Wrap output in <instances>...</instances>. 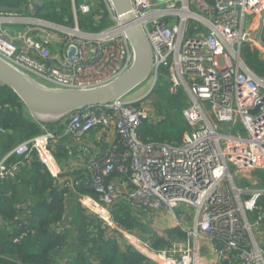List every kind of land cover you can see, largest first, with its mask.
<instances>
[{
    "label": "built area",
    "instance_id": "1",
    "mask_svg": "<svg viewBox=\"0 0 264 264\" xmlns=\"http://www.w3.org/2000/svg\"><path fill=\"white\" fill-rule=\"evenodd\" d=\"M101 1L115 24L95 33L78 26L95 0H71L73 28L61 25L63 31L25 17H18V28L0 24V58L51 89H91L118 79L134 54L110 0ZM130 1L153 52L149 88L74 110L54 126L37 122L38 133L0 151V184L16 182L36 161L67 190L65 197L76 195L92 256L101 241L114 240L139 254L141 264H264V78L242 59L249 46L264 61V0ZM71 44L76 53L69 59ZM161 82L187 99L177 142L139 136L143 123L163 119L149 99ZM94 129L98 145L111 134L114 141L78 175L62 176L54 140L71 138L75 147L66 151L86 154L83 139ZM117 204L142 224L172 222L182 236L156 247L119 223ZM55 230L64 232L58 224Z\"/></svg>",
    "mask_w": 264,
    "mask_h": 264
},
{
    "label": "trees",
    "instance_id": "2",
    "mask_svg": "<svg viewBox=\"0 0 264 264\" xmlns=\"http://www.w3.org/2000/svg\"><path fill=\"white\" fill-rule=\"evenodd\" d=\"M8 1L11 0H0V3ZM95 1L92 13L79 18L78 26L82 31L99 32L113 23L112 20L108 21L109 14L103 2L101 1L99 4L100 0ZM21 2L22 0H12V6L17 7ZM38 17L58 24H72L70 1L63 0L59 10L55 7L46 8L44 13H39ZM60 46L61 44H59ZM243 55H245V62L249 68L255 74L264 78V61L259 59L257 53L250 54L247 50L243 51ZM164 108L165 106L159 105V113H162L163 119L156 125L142 124L139 130V136L142 140L151 138L162 141L179 137L178 134L174 135L170 132L169 129L176 128V124H174L169 110L163 111ZM169 119L170 122H168ZM45 124L54 126L56 123ZM0 126L5 131L0 134V151L2 152L7 151L18 141L27 139L40 130L39 124L29 115L23 102L12 89L2 84V82H0ZM28 170L27 173H24L25 175H23L21 181L18 180L21 177L19 176L17 182L9 180L0 184V218L9 222L8 229L0 225V264H17L4 258L2 256L4 253L16 257L21 262L19 264H60L61 259L58 252L64 244L66 245L67 236L64 232H57L55 226L60 219L62 201L67 190L65 188L59 189L52 184L50 175L36 161L31 164ZM22 190L28 191L29 197L32 198L31 203L25 209L17 206ZM80 190L85 192L81 187ZM14 195H16L17 200L14 199ZM115 206L114 213L119 223L126 229L137 230V226L142 223L131 216L124 205L117 204ZM21 217H24L23 220H21ZM85 224L83 218L79 228V238L82 246H85L84 244L87 242L83 230ZM23 234V238L15 241ZM179 235L182 234L179 233ZM162 242L161 239H158L157 244H162ZM102 243L106 244V241ZM109 244L115 245L111 242ZM157 244L155 242L156 247L162 246ZM103 255L102 264H116L117 260L114 256ZM141 259L139 254L128 249L127 253H123L121 256L119 263L141 264ZM63 264H92V262L86 261L84 253H79L74 259Z\"/></svg>",
    "mask_w": 264,
    "mask_h": 264
},
{
    "label": "water",
    "instance_id": "3",
    "mask_svg": "<svg viewBox=\"0 0 264 264\" xmlns=\"http://www.w3.org/2000/svg\"><path fill=\"white\" fill-rule=\"evenodd\" d=\"M110 2L116 16L117 29L127 38L134 54L131 67L118 79L91 89H51L37 84L0 58V82L12 89L35 121L57 123L74 110L111 103L125 97L148 79L153 64V52L143 27L133 12L131 1L110 0ZM30 21L58 31L64 29L60 24L47 20L31 18ZM101 34L103 33L95 35ZM102 44L105 45L106 42ZM75 53V45H69L67 57L71 59ZM256 110H250V113H255ZM222 264H228V262L224 261Z\"/></svg>",
    "mask_w": 264,
    "mask_h": 264
},
{
    "label": "crops",
    "instance_id": "4",
    "mask_svg": "<svg viewBox=\"0 0 264 264\" xmlns=\"http://www.w3.org/2000/svg\"><path fill=\"white\" fill-rule=\"evenodd\" d=\"M63 0H22L21 4L18 5L17 7H13L12 5H8V2H4L7 4H3V2L0 5V24L6 26V27H11V28H18L21 25V21L18 19H5L1 15H15V10L19 8H23L24 13H21L19 15H25L26 12H29L30 9L33 10L32 17H35L36 19H43L41 17H38L39 13L44 12L46 8H51L54 7L57 10H59V7L61 6ZM66 1V0H65ZM70 4H71V0ZM10 4V1H9ZM6 7L8 9H6ZM14 9V10H12ZM18 15V16H19ZM16 16V15H15ZM71 16L72 15V7H71ZM44 20V19H43ZM98 135V130L94 129L92 130L84 139H83V144L87 146V152H75L74 150L72 152L66 151L65 147L66 146H74L75 144L73 143V140L66 139L64 137H60L54 140L55 142V156L58 159L60 165L62 166L63 172L62 176H75L80 173L82 170V167L86 163V160L93 156L94 154H97L98 152L100 153L103 151L109 144V142L114 141V135L111 134L108 139V143L103 145L96 142V138ZM72 147V148H74ZM98 151V152H97ZM29 171V170H27ZM27 171H23L20 174V180L23 178L24 173H27ZM46 172V171H45ZM51 177V176H50ZM52 178V177H51ZM17 180V181H18ZM16 181V182H17ZM19 181V184H20ZM52 184L57 185L56 180L52 178ZM14 199L17 200L16 195H14ZM32 201V198L29 197V192L25 190H22L21 194L19 195V201L17 202V206L19 208H26ZM23 216V215H22ZM24 218V217H23ZM84 215L81 207L79 206V203L77 201V197L75 194L71 193L68 191L67 196L64 198L62 201V211L60 214V219L58 221V225L63 229L67 236V243L59 250L58 256L60 257L61 261H59L60 264H63L67 261H71L74 259L77 254L79 253H84L85 254V259L87 262H92V264H102L103 262V254H109L112 255L116 258L117 262L116 264H120L119 260L123 253H127V248L123 244L122 241H119L118 243L114 240L110 241H102L97 248L96 253H87L84 248V246L81 245V241L79 238V228L81 225V222L83 221ZM0 225L8 229L9 227V222L5 221V219L0 218ZM56 228V226H55ZM180 233V232H178ZM143 235V234H142ZM182 236V235H181ZM113 243L115 245H111L109 243ZM101 247V248H100ZM20 262V261H19ZM21 263V262H20Z\"/></svg>",
    "mask_w": 264,
    "mask_h": 264
},
{
    "label": "rangeland",
    "instance_id": "5",
    "mask_svg": "<svg viewBox=\"0 0 264 264\" xmlns=\"http://www.w3.org/2000/svg\"><path fill=\"white\" fill-rule=\"evenodd\" d=\"M13 1H17V0H13ZM76 2H80V0H76ZM98 3L100 4L101 0ZM3 4H7V3H3ZM22 4L20 3V5H22ZM0 5H1V3H0ZM9 5H12V0L10 1V4L8 1L7 6H9ZM55 6H57V5H55ZM6 9H8V8L6 7ZM12 10H14V9H12ZM21 13H24L23 8L16 9L14 14L17 17L35 18V17H32V14L34 13L32 9H30L29 12H26L25 15H19ZM41 13H44V12H41ZM1 16H12V15H1ZM109 20L111 21L110 16H109L108 21ZM78 21H79V19H78ZM26 22H28V21H26ZM53 23H55V22H53ZM28 24H30V22H28ZM55 24H58V23H55ZM108 24H110V23H108ZM114 24L115 23H112L111 26L113 27ZM60 25H63V24H60ZM64 26L73 28V23L72 24H65ZM100 31H102V30H100ZM83 32H86V31H83ZM247 50H248V53H250V54L255 52L249 46H246L243 48V51H247ZM243 51H242V59L245 62L246 59H245V55H243ZM54 55H56L55 51H54ZM148 88H149V81L147 80L142 85H140L138 88H136L131 93H129L126 97H128V96L132 97V96H135L138 94H142ZM170 95L171 94L169 91V87L164 82L158 83V85L156 87H154V89H152L150 91V94H149V99L152 102L153 106H155V108H157L158 112H159V105L165 106L163 111L169 110V113L172 115V120H173L174 124H176V128L169 129V130L172 134H174V135L178 134L177 136H179V137L174 138L173 140L164 139V140L158 141V142H177L181 139V137L185 131V122H184V119L182 117L181 111H182V108L187 104V99L182 92H180L175 97H173V96L169 97ZM170 121L171 120L169 119L168 122H170ZM168 122L166 123L167 125H168ZM154 141H157V140H154ZM18 142H20V141H18ZM137 228H138L137 230H134L135 232L142 233L143 236H146V237H148V236L151 237L152 240H155L156 244L158 242V239H161L163 242H162V244H157L159 246L160 245L164 246V245H168V244L172 243L176 239V237H178L177 233L179 231V229L177 228V226L174 223L170 222V223L164 225L161 222H159L158 220H156L155 222L150 221L147 224H140V226H137ZM2 256L6 259L11 260V261L19 262V260H17L16 257L14 258L13 256L8 255L7 253H4Z\"/></svg>",
    "mask_w": 264,
    "mask_h": 264
},
{
    "label": "clouds",
    "instance_id": "6",
    "mask_svg": "<svg viewBox=\"0 0 264 264\" xmlns=\"http://www.w3.org/2000/svg\"><path fill=\"white\" fill-rule=\"evenodd\" d=\"M41 20H43V19H41Z\"/></svg>",
    "mask_w": 264,
    "mask_h": 264
}]
</instances>
